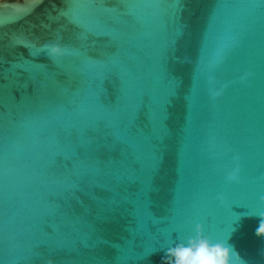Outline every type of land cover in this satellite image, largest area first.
Masks as SVG:
<instances>
[{"label":"water","instance_id":"water-1","mask_svg":"<svg viewBox=\"0 0 264 264\" xmlns=\"http://www.w3.org/2000/svg\"><path fill=\"white\" fill-rule=\"evenodd\" d=\"M256 213L264 0H0V264H264Z\"/></svg>","mask_w":264,"mask_h":264},{"label":"clouds","instance_id":"clouds-1","mask_svg":"<svg viewBox=\"0 0 264 264\" xmlns=\"http://www.w3.org/2000/svg\"><path fill=\"white\" fill-rule=\"evenodd\" d=\"M234 177H229L233 179ZM260 217L264 214L256 213ZM258 236L264 237V219L256 229ZM229 238L214 241L201 234V225H195L193 234L186 240L175 245H170V251L175 256L176 264H246L234 246L229 242Z\"/></svg>","mask_w":264,"mask_h":264}]
</instances>
